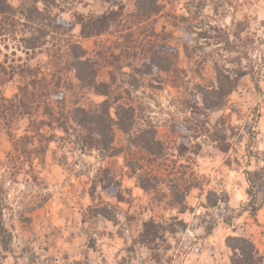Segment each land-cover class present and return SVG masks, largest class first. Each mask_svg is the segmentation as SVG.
I'll return each mask as SVG.
<instances>
[{
  "label": "rangeland",
  "instance_id": "rangeland-1",
  "mask_svg": "<svg viewBox=\"0 0 264 264\" xmlns=\"http://www.w3.org/2000/svg\"><path fill=\"white\" fill-rule=\"evenodd\" d=\"M60 3L71 22L61 35L43 39L23 18L0 30V64L16 74L0 75V264H232L230 236L249 239L264 264V0H119L131 30L88 39L78 14L113 6ZM75 44L100 61L111 119L137 108L128 134L95 116L104 148L85 146L88 129L72 120L73 108L106 100L67 69ZM143 50L158 70L140 78ZM18 66L31 68L25 81ZM31 72L47 78L23 91L37 102H4L37 80ZM138 126L152 150L132 144ZM106 175L113 186L100 184ZM150 220L175 231L154 250L140 243Z\"/></svg>",
  "mask_w": 264,
  "mask_h": 264
},
{
  "label": "trees",
  "instance_id": "trees-1",
  "mask_svg": "<svg viewBox=\"0 0 264 264\" xmlns=\"http://www.w3.org/2000/svg\"><path fill=\"white\" fill-rule=\"evenodd\" d=\"M100 1L112 5L113 9L109 10L101 16L95 17H85L83 14H78V21L74 23L75 26H80L81 34L84 39L105 35L109 33L112 28L118 29L117 32L131 30V25L121 23L123 8L122 5L119 4V0ZM60 4V0H22V2L18 6H16L11 2V0H0V30L12 32L13 27L16 25V23L20 22L18 19L23 18L26 22L25 25H28L32 27L33 30H36L37 32L41 33L43 35V39L49 37L50 34H52L54 37H56L57 35H61L65 26L71 22H68L66 18L62 16ZM117 7L119 9L116 10L115 8ZM56 9H58L59 12H56ZM146 17H148L149 19V16L146 15ZM143 18H145V16H142L141 19ZM38 41L39 39L37 38L32 41L28 40L27 48L30 50L38 49L39 46H37L36 43ZM142 52L144 54L142 55L143 65L141 67L134 68V71H136L137 75H140V78L146 77L148 75V69L144 70L142 68H148L149 66V68H157L158 70V64L155 59H152L147 54L148 50H143ZM71 55L72 56L70 60L66 62L67 69L75 72L76 78L79 81L80 86L82 88L92 89L96 92L103 93V95L106 96V100L102 104L103 106L99 108V110L87 111L82 108H73V110H71V113L74 114L72 120H74V122L83 129H88V135L86 136L87 139L84 141L85 146L97 148L99 146L95 145H102L104 148L106 147L104 143H108V141H101L100 139H102L103 137L102 132L99 130V128H92L93 125L99 127L102 124V121L95 120V116L102 119L99 114L104 112L107 116V119H109V127L112 130L114 128H117L125 134H128L131 133L133 129H135L133 122H136L135 119H137V108L134 106L128 108L126 106L124 107L121 105L117 106L116 112L114 113V118L111 119L112 115L109 112V109L111 108L110 103L112 101L117 102V99L115 98L114 100H111V98L106 92H101L102 90H100L101 87L108 88L110 85L109 83H99L97 81L101 70V64L99 63L100 61L88 58L86 51L82 49L81 45L79 44H75L72 47ZM16 68L22 69L19 76L22 77L24 81L28 79L27 75H23L26 74L25 70L31 71V68H29V66H18ZM0 69L2 70V72H0V75H4L6 77V79H3V81L5 80L4 83H10L16 75L14 67H11L10 70H8V68H6L5 64L3 63L0 64ZM35 73L31 72L33 77H37V80L29 81L23 86H20L19 92L16 93L11 100L4 98V102L6 101L12 106H14L13 104L16 102L17 105H15L14 107L17 109H20V106L25 102L33 101L34 103H36V100L38 99L36 95H28L27 93L23 92L24 90H28L29 83H35L36 85L40 84L41 86H44L46 84L47 78H38V75L40 74ZM197 89L199 88L197 87ZM45 99L47 102H45L44 105L49 107L53 111V107L49 102V99L47 97ZM14 107H12L10 112L15 114ZM58 113L60 114V112ZM51 114L52 116L54 115V113ZM63 116L64 114L62 115V117ZM58 120H60V118L57 119V121ZM88 126H90V128H88ZM148 132L150 133L148 128H142V126H138L136 131L134 132L133 137V139L136 141H132V144H136L139 147L146 148L148 151L152 150V145H154L156 140L155 136H146L145 134ZM27 138L28 136L26 137V139ZM113 142L114 137L113 140H111V144ZM111 148L112 150L116 149L113 146H111ZM116 153L117 151L114 155H117ZM100 181V184L107 183L106 187H111L114 185L113 178L109 179L107 175L103 177V179ZM139 186L146 192L149 190V188L143 182H140ZM256 187V185L252 186L251 191L253 192ZM180 224H183L182 229L185 228L184 223ZM0 229L3 230V226L1 225V223ZM168 232L174 233L175 231L174 229L167 230L163 226L157 224L154 220H150L144 224V231L140 236V243L146 245L149 249L154 250L155 243L157 242V240H161L162 242H164L165 240L161 237L165 236V233ZM227 241L229 242V248L234 253L232 264H263V260L261 259L256 246L249 239L230 236Z\"/></svg>",
  "mask_w": 264,
  "mask_h": 264
}]
</instances>
